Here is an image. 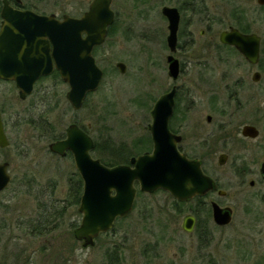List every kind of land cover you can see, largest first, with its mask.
Listing matches in <instances>:
<instances>
[{
  "label": "flooded vegetation",
  "instance_id": "af4514ba",
  "mask_svg": "<svg viewBox=\"0 0 264 264\" xmlns=\"http://www.w3.org/2000/svg\"><path fill=\"white\" fill-rule=\"evenodd\" d=\"M6 1L13 8L32 10L44 16L54 14L57 19H63L64 15L68 14L48 12L45 9L47 0ZM93 1L85 0L88 8L74 17H82ZM132 1L142 4L155 3L160 11L159 16L167 20L166 29L169 28V20L164 13V7L177 8L180 14L177 44L173 53L179 60V74L177 78H173L168 70L167 59L172 53L167 39L170 33L168 29L165 47L169 53L165 60L172 84L157 97L156 101L176 88L173 113L168 121L169 129L175 137L180 138L177 142L179 152L191 160L200 162L206 179L203 181L201 192L188 199H180L165 188L144 189L141 181L136 179L133 183L136 190L135 198L129 213L118 216L112 227L99 232L92 238L93 244L86 247L83 246L84 240L75 237V229L81 224L82 219L80 222L70 223V234L68 233L63 243L69 241L74 244L80 243L84 248L91 247L103 253L101 260L94 258L91 264H221L229 254L234 256L237 260L235 263L239 264L240 250L244 251L245 247L250 245L247 235L242 236L241 228L255 230L264 222V28H259V24L264 22V0ZM125 2L128 3L126 0ZM226 2L230 6L229 11L225 10ZM113 3L114 0L111 6ZM3 7L4 0H0V31L4 21ZM114 12L116 20V11ZM115 20L108 28L107 38L112 33L110 31L115 25ZM195 20L203 21L205 26L194 28ZM233 30L236 32L235 44L223 41V33ZM104 44H100L99 47ZM56 72L59 73L54 69L50 74L41 75L34 86L39 80L50 76L64 81L60 73L59 76H55ZM0 82L16 84L12 79L0 78ZM34 88L26 97L31 96ZM19 91L18 88L20 98ZM26 97L21 100L27 99ZM9 98L10 96L6 95L3 101L0 100L3 130L9 140L8 145H0V164L8 163L6 171L10 176L8 185L0 190V211L11 214L12 183L16 177L11 171V159L2 157V151L12 149V140L6 127L9 126L6 111L7 109L11 111L12 108V98ZM34 121L35 119L30 118L29 123L34 126ZM72 123L78 124L91 135L89 132L91 123L83 126L74 121L69 125ZM149 126L150 123L147 125L145 138L137 141L134 148L125 150L127 155L126 153L122 155V159L119 160L121 163L131 165L133 157L152 153L154 141ZM10 127L12 129V124ZM67 128L65 132H59L56 128L60 135L57 138L48 135L46 129L40 130L52 140L48 146L49 150L64 158L68 154L73 156L72 152L67 150L65 156L61 155L52 151L50 144L64 139L67 136ZM94 152L93 149L91 151L93 156ZM120 152H116L114 157ZM71 177L65 205H60L61 208L54 213L51 212L53 208L43 203L40 207L42 208L40 219L38 216L37 219L30 217L25 220L26 222L33 220L34 224L39 225L42 229L41 235L58 229L61 223L55 221L63 218L70 206L78 205L81 212L79 208L84 193V180L78 169ZM31 181L29 179L21 182L31 185ZM158 195H161L158 198L160 205L154 203V198ZM151 202L154 207L150 205ZM155 209L161 213L160 216L155 214ZM135 211L138 225L128 227L123 219L129 218ZM182 215L179 225L181 230L189 235V242L183 247H178L184 251L172 257L167 256L169 259L165 262L160 250L162 245L174 239L163 236L166 234L167 225L171 224L167 218ZM162 219L167 225H161ZM120 226L122 228H117ZM160 226L162 228L159 231ZM67 243L63 253L68 257L70 248ZM135 243L138 244V251L136 259H133L132 245ZM252 249L256 252L247 254L254 257L253 264H264V242L255 240ZM258 250L260 251L257 252ZM230 251H233V254Z\"/></svg>",
  "mask_w": 264,
  "mask_h": 264
},
{
  "label": "rangeland",
  "instance_id": "374dc122",
  "mask_svg": "<svg viewBox=\"0 0 264 264\" xmlns=\"http://www.w3.org/2000/svg\"><path fill=\"white\" fill-rule=\"evenodd\" d=\"M126 1L128 3L125 0H114L112 4L116 11V22L110 31L112 33L106 43L93 52L104 70V78L99 89L89 94L80 110L70 107L65 96L69 85L55 77L39 80L31 96L25 100L19 98L14 82H0V100L3 101L6 95L12 98L11 111H6L9 121L6 127L12 140V149L2 151V157L11 159V171L16 177L12 183V213L0 211V264H91L94 261L92 259L101 260L103 257V253L71 241L65 242L70 248L67 253L69 256L63 253L66 250L63 240L69 233L70 223L80 222L82 218L78 205L67 208L65 216L55 221L61 223L58 229L50 230L46 235L30 232L33 224L25 220L30 217L37 219L38 216L40 219L43 203L53 208L51 212L54 213L61 208L60 205L67 203L69 180L77 168L71 154L64 158L52 153L48 147L52 140L34 128L29 120H36L43 115L49 118L52 127H56L59 132H65L66 126L74 121L83 126L91 123L89 132L99 146L94 155L118 161L126 149L134 148L137 141L145 138L147 125L152 122L153 105L157 97L172 84L165 60L169 53L165 47L167 20L159 16L160 11L155 3ZM227 4H224L225 10L229 11L230 6ZM87 8L85 0H47L45 7L48 12L73 16H79ZM203 26V21H194V28ZM259 28H264V22L259 24ZM118 61L127 64L124 73L116 67ZM118 151H121L120 155L117 154L115 158ZM29 179L32 180L31 185L22 183ZM160 197L158 195L154 198L155 204H161L158 200ZM155 211L157 216L161 215ZM136 214L137 211L121 221L128 227L137 226ZM182 218L183 215L167 218L171 221L170 226L163 219L161 221V225L166 224L168 227L163 236L174 238L162 245L160 250L165 262L168 257L184 251L178 247L189 242V235L179 225ZM241 231L242 236L247 235L250 245L244 251L240 250L238 263L253 264L254 257L247 253L256 252L252 249L255 240L264 242V222L255 230L241 228ZM132 246V258L136 259L138 244ZM236 261L229 254L221 264H236Z\"/></svg>",
  "mask_w": 264,
  "mask_h": 264
},
{
  "label": "water",
  "instance_id": "95a60500",
  "mask_svg": "<svg viewBox=\"0 0 264 264\" xmlns=\"http://www.w3.org/2000/svg\"><path fill=\"white\" fill-rule=\"evenodd\" d=\"M112 0H94L82 17L65 14L63 19L52 15H39L32 10L13 8L4 0L0 31V78L16 81L20 98L33 90L35 81L45 74L59 70L70 89L67 98L74 109L82 108L89 92L100 86L104 70L94 56L95 46L104 43L108 28L113 24L115 12ZM168 16L170 33L168 44L172 53L168 55L169 73L173 78L179 74V60L174 56L180 14L177 8L164 7ZM84 34H86L84 36ZM236 32L225 31L222 40L235 44ZM49 38V39H48ZM52 44H51V43ZM52 46H51V45ZM121 72L126 71L125 62L117 63ZM176 88L161 96L154 104L150 130L153 135L152 153L133 157L131 165L108 166L95 158L91 150L94 139L78 124L67 126V136L54 141L50 149L61 155L72 151L76 168L84 180L80 211L81 224L75 229V237L84 240L83 246L93 244L99 232L114 225L118 216L126 215L132 209L135 198L136 179L144 189L165 188L180 199H188L201 192L206 179L201 164L179 152L175 137L169 129L173 113ZM0 110V145L9 144ZM8 163L0 164V190L10 180ZM186 227V226H185Z\"/></svg>",
  "mask_w": 264,
  "mask_h": 264
},
{
  "label": "trees",
  "instance_id": "16d2710c",
  "mask_svg": "<svg viewBox=\"0 0 264 264\" xmlns=\"http://www.w3.org/2000/svg\"><path fill=\"white\" fill-rule=\"evenodd\" d=\"M55 76H59V73L56 72L55 73ZM48 120H49L48 117H45V116L41 115L38 120H35L34 121V124H35L34 125V128L39 129V130L46 129L48 135H50L51 137H53V138L59 137L60 135L57 132L56 128L55 127L53 128L52 125L50 124V122ZM98 150H99V146L97 144L96 145V148H95V151H98ZM101 159H102L103 162H105L108 165H114V164L117 165V163L120 162V161L118 162V160H115L113 158L101 157ZM75 187H76V185H75ZM29 222H31V224H33L32 227H31L32 228V231H30V232H33V233H37L38 232V234H40L41 233V230H42L41 227L39 225L34 224L33 223V220H31Z\"/></svg>",
  "mask_w": 264,
  "mask_h": 264
}]
</instances>
